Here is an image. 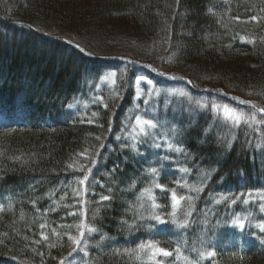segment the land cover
Here are the masks:
<instances>
[{"label": "trees", "instance_id": "trees-1", "mask_svg": "<svg viewBox=\"0 0 264 264\" xmlns=\"http://www.w3.org/2000/svg\"><path fill=\"white\" fill-rule=\"evenodd\" d=\"M225 94L264 108V0H0V264H186L146 260L147 243L196 264H264V114ZM225 105L259 123L233 126ZM136 115L158 127L135 132ZM132 135L136 151L122 147ZM154 182L193 196L176 210L187 228L172 223L170 194ZM101 195L111 197L103 206ZM81 222L77 246L69 237Z\"/></svg>", "mask_w": 264, "mask_h": 264}, {"label": "snow or ice", "instance_id": "snow-or-ice-1", "mask_svg": "<svg viewBox=\"0 0 264 264\" xmlns=\"http://www.w3.org/2000/svg\"><path fill=\"white\" fill-rule=\"evenodd\" d=\"M251 19L252 20H257V17L256 16H252ZM241 39H243V37ZM75 48L78 49L80 52H85L86 51L85 48L81 47V45L79 43H77L75 45ZM87 54L88 55H93V53H91V52H89ZM115 75H116L115 73H111L108 77H105V79H111V77H114ZM172 78L176 79L177 77H172ZM144 79L145 78L143 76H138V77H136V82L139 83V82L143 81ZM112 82L115 83L114 80ZM115 95L119 96V93H116ZM136 95L140 96V93L137 92ZM180 95L183 96V95H186V94L181 92ZM233 99H239V98L238 97H233ZM145 103L147 104L148 101L145 100ZM240 104H251V102L250 101H246V100H241ZM251 106L256 111L260 112L261 114H264V108H259V107H257L254 104H251ZM105 107H107V105H105ZM213 107L215 108L217 106L213 105ZM223 114H224L225 119L230 121L232 123V125L235 126V127H239L241 124H245V125H248L249 127H251V124H250L249 121H253V122L259 123V121L256 120V117L254 115L251 116V117H245L243 112H238L236 109L231 108V107H229L227 105H225L223 107ZM93 115H96V114L93 113ZM88 122L92 123L93 121L89 120ZM157 127H158V122L157 121H154L153 119H149V118H144L141 115H136L135 121H134V131H135L136 128H138L139 129V134L147 136V135L150 134V130L151 129H155ZM256 131H259V129H256ZM173 132L175 133V130H173ZM131 139H132V143L130 145L129 144H124V145H122V147L123 148H131V150L136 151L137 150L138 136L137 135H132ZM231 144H232V142L228 141V146L229 147H231ZM155 147L159 148L160 144H158V143L155 144ZM167 147L169 149H172V150L176 151V152L182 151L181 148L174 147V145L171 144V143H168ZM256 147L259 148L260 145H257ZM87 154H88V150L86 149L84 152H81L78 155L79 156H87ZM88 158L90 159L91 165H96L98 163V161H97V159L95 157H88ZM69 167H72V165H69ZM85 167H86L85 165H81L79 170L84 171ZM117 167H118V165H117ZM112 171L115 172L116 168H113ZM179 171L187 173V172L190 171V169H188V168H180ZM90 172H91L90 168H88L87 171L84 172L83 178L78 180V184L79 185H81V186L86 185V182L90 178ZM147 172L149 174H151L153 177H155V176H157L159 174L158 173V169L155 168V167L148 168ZM178 186L179 187L189 188V191H191V192L203 191L202 187H199V188L190 187L187 184L180 185L179 182H178ZM101 187H104V185L101 184ZM152 187H154L156 189H159L161 192H168L170 194L172 212L169 213V215L172 217V223H174L177 228H180V229L187 228L189 226V223H190L189 220L187 218H185L184 220L178 221L176 219V210L180 207L181 202L185 201V200L188 201V207H189V209H191L192 201L194 199L193 196H191V195H187V196L178 195L175 189H167V188H165V186H163V185H161L159 183H155V182L153 183ZM73 191L77 192V195H79V191L77 189H74ZM145 195L148 197V199L152 200V205H151L152 209H156V208L159 207V205L155 202L156 198L153 195L152 188H145L143 190V192L141 193V197H143ZM110 199H111V197L109 195H101L99 197V200L97 201V204L103 206L104 202L110 201ZM214 203L218 204V203H220V201L216 200V201H214ZM232 203H235V200L232 201ZM245 203H247V201H245ZM259 210H260V212L264 213V203L260 204ZM99 211H100V209L97 208L96 212L93 215H98ZM191 214H192L191 211H188V212L185 213V217L191 216ZM143 218L144 217H142V216L140 217V219H143ZM150 219H153V220H155L157 222H162L161 216H159V215H152L150 217ZM232 223L237 225V226H239L240 228L244 227V222L241 219H234L232 221ZM257 226L260 228V231L262 233H264V222L259 223ZM79 227H80L79 237H71V236L69 237V239H71L73 241V244L77 245V246L82 243V240L80 239V237L84 236V228L86 226L83 224V222H81ZM96 231H98V229L95 228V227H87V232H89V233L96 232ZM253 235H255V233H253ZM103 238L104 237H101V239H103ZM257 239L259 240V243L261 245H264V235L258 236ZM146 248H150L152 250V253L149 256L150 260H155L157 256L171 257V256H173L175 254L178 259L183 258L185 260L186 264H196L195 261H191V260H188L187 257H183L179 247H177L173 251H169V250H167L165 248H162V247H159V246H157L156 244H153V243L139 245V249L140 250H143V249H146ZM76 250L77 249L74 247L73 251H76ZM192 250L196 251V249H192ZM80 251H84V249L80 248ZM205 255L213 256L214 253L213 252H207V253L200 252L199 253L200 258H204ZM157 264H161V262L157 261Z\"/></svg>", "mask_w": 264, "mask_h": 264}, {"label": "rangeland", "instance_id": "rangeland-1", "mask_svg": "<svg viewBox=\"0 0 264 264\" xmlns=\"http://www.w3.org/2000/svg\"><path fill=\"white\" fill-rule=\"evenodd\" d=\"M148 67V66H147ZM112 79V78H111ZM110 79V80H111ZM82 83L81 84H84L85 83V81H86V79H84V78H82L81 80H80ZM172 93L175 91V89L173 88L172 90H170ZM139 98V97H138ZM149 111H151L152 112V108H150V106H149V109L148 108H146V109H144V110H141V113H142V115L143 114H147ZM190 111V113H193V111L194 110H189ZM135 132H139V129H138V131L137 130H135ZM128 186V185H127ZM60 187H62V185L61 184H59L58 185V188H60ZM152 188H154V187H152ZM155 190H157L156 188H154ZM153 192V195H154V191H152ZM156 192V191H155ZM144 251H145V253H147V255H146V259H149V256L151 255V253H152V250L150 249V248H146V249H144Z\"/></svg>", "mask_w": 264, "mask_h": 264}, {"label": "water", "instance_id": "water-1", "mask_svg": "<svg viewBox=\"0 0 264 264\" xmlns=\"http://www.w3.org/2000/svg\"><path fill=\"white\" fill-rule=\"evenodd\" d=\"M161 77L165 78V79H169L167 76H164L163 74L158 73ZM177 79H183L186 80L185 78L182 77H177Z\"/></svg>", "mask_w": 264, "mask_h": 264}]
</instances>
